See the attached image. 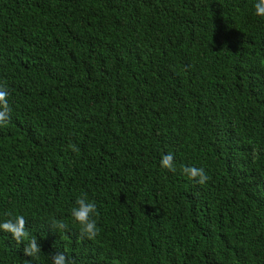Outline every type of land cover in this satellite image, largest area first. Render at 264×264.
Segmentation results:
<instances>
[{
    "label": "trees",
    "instance_id": "trees-1",
    "mask_svg": "<svg viewBox=\"0 0 264 264\" xmlns=\"http://www.w3.org/2000/svg\"><path fill=\"white\" fill-rule=\"evenodd\" d=\"M256 0H0V264H264V16ZM79 151L73 152L69 145ZM253 149L259 153L253 159ZM174 155L176 171L160 166ZM203 167L196 184L181 166ZM96 203L80 239L75 200ZM63 220L69 230L51 227Z\"/></svg>",
    "mask_w": 264,
    "mask_h": 264
},
{
    "label": "clouds",
    "instance_id": "clouds-1",
    "mask_svg": "<svg viewBox=\"0 0 264 264\" xmlns=\"http://www.w3.org/2000/svg\"><path fill=\"white\" fill-rule=\"evenodd\" d=\"M256 14L264 16V0H256L254 4ZM10 92L7 87L0 85V127H7L11 120L12 107L9 103ZM73 152H78L79 148L75 144L69 145ZM253 159H257L259 153L253 149ZM160 166L171 172L176 171L174 162V155L167 153L161 157ZM181 171L187 176L189 180L194 181L201 186L206 185L211 179L203 167H196L190 165L181 166ZM8 219L0 222V230L7 232L11 238L18 244L23 245L24 255L27 257H36L41 251L38 239L30 234L27 227V220L23 215H12L8 213ZM71 216L74 221L80 225L79 233L80 239H87L94 241L99 235V228L96 217L99 212L94 201H90L87 194H81L75 200V206L71 209ZM53 229L60 232H67L69 230L68 223L63 220H51L49 222ZM52 264H76L74 259H69L63 252L52 253Z\"/></svg>",
    "mask_w": 264,
    "mask_h": 264
}]
</instances>
